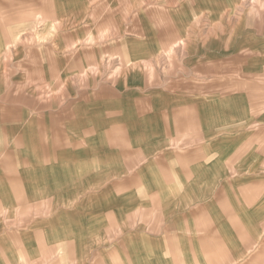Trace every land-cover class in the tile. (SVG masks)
<instances>
[{
	"label": "crops",
	"instance_id": "obj_1",
	"mask_svg": "<svg viewBox=\"0 0 264 264\" xmlns=\"http://www.w3.org/2000/svg\"><path fill=\"white\" fill-rule=\"evenodd\" d=\"M0 264H264V0H0Z\"/></svg>",
	"mask_w": 264,
	"mask_h": 264
}]
</instances>
